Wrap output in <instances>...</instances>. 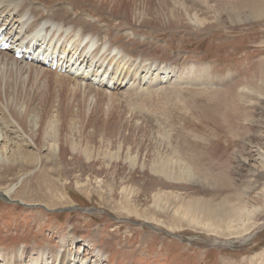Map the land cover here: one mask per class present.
<instances>
[{"label": "rangeland", "instance_id": "374dc122", "mask_svg": "<svg viewBox=\"0 0 264 264\" xmlns=\"http://www.w3.org/2000/svg\"><path fill=\"white\" fill-rule=\"evenodd\" d=\"M39 2L92 24L101 33L93 47L108 36L157 67L174 56L205 66L209 79L174 86V76L160 82L151 71L147 83L128 67L131 80L121 86L81 81L94 94L0 69V121L18 122L31 143L11 134V149L35 159L26 173L0 167V192L12 188L0 196V247L10 264H33L38 251L60 252L65 264H264V0ZM183 5L210 15L211 26L198 32L173 22L171 11ZM152 6L156 24L142 26L134 16ZM66 24L53 27L67 34ZM151 88L158 93L146 97ZM225 213L238 218V233L203 226L224 230Z\"/></svg>", "mask_w": 264, "mask_h": 264}, {"label": "bare ground", "instance_id": "6f19581e", "mask_svg": "<svg viewBox=\"0 0 264 264\" xmlns=\"http://www.w3.org/2000/svg\"><path fill=\"white\" fill-rule=\"evenodd\" d=\"M35 2H38L40 5H36L37 3L35 4ZM158 5H161L163 7L166 6L167 8L169 7L166 0H159L156 6L158 7ZM57 8H52L46 4H42L39 2V0H0V29H2L3 36L7 38L10 43V47L8 50H0V69L2 71L4 70L5 72L12 71V73H19L22 79L34 78L38 80L44 76H49L50 79H46L48 82H60L62 86L67 90L78 91L82 89L83 91L86 90L88 92H93L94 94L97 93L96 89L89 87L88 84L81 83V81H85L88 78L89 80H91L88 82L89 84L99 80V83H101L102 85L108 84V87H115L116 85L121 86V84L124 85L130 82V78H128V67H132V70H134L136 73L139 70L140 75H142V73L144 74L141 77L139 75V77L141 78L139 79L140 81L147 80V74H149L151 71H156V73L152 75H154L155 80H159L160 82H162L163 79L168 80L171 79L170 77L174 76V79L172 81L170 80L171 82L168 81L171 85L175 84L174 86L205 84V81L209 79V76L205 74V66L193 67L191 65H186L187 63H183V57L174 56L173 60H170V62H168L169 60H167L165 61V63H162L161 66L157 67V62L154 60H150V58L148 57H144L143 52H141L140 54V52L135 53L133 51H129L126 46L114 44L113 42H111L112 38L110 39V37L108 36L103 46L95 45L93 47L94 41H92V38L99 40L101 33L91 31V27L93 26L92 24V26L88 24L89 26L87 25V27H85L83 23L85 24L86 22H84L83 20L74 19L73 16H69V9L67 7L66 9L64 7ZM124 10L128 11V9ZM197 11L198 10H196L193 6L183 5L180 10L177 8L171 11V18L173 22L177 23L178 25L180 22L185 24V26L189 24V29L191 30L200 32L203 31V29H208L211 26V16L208 14H200ZM153 12L155 14H158L155 10V6H152V9L149 7L147 13L143 12L142 14L139 12L138 15H135L134 17H136V19L142 18V20L140 21V24L142 26H146L145 24L155 26L158 17H154ZM128 15L129 14H127L126 16ZM234 15L238 14L235 13ZM247 15L248 14H246V17ZM119 16L120 15H118V17ZM163 20L165 19L163 18ZM173 22L170 21V23ZM54 23H59L61 26L67 25L66 23L72 24L70 30L65 29L68 30V33L63 34L62 30L64 29H60L59 31V29L53 27ZM124 24L125 18L122 19V25ZM213 27H215V25H213ZM123 28L126 27L122 26V29ZM130 28L131 29L128 28V30H130L132 33L141 31L138 27L135 26ZM85 33H87L86 35L87 37H89V39L85 38ZM21 51V57H15L16 53ZM137 56H143L144 58L139 59ZM54 61L56 62V66L54 69H52L50 66L53 65ZM46 63H49V66H46ZM40 68L50 69L54 72H50L49 74L43 72L39 74L38 70ZM62 68L65 69L64 71L67 70L65 75L55 73L58 72V69L60 70ZM78 76L80 78H77ZM136 80L137 78L133 79V81ZM114 81L116 82L115 84ZM149 81L150 79H148L147 83H149ZM66 83H73L74 86H69ZM152 91L157 92L158 89H149V91L146 92V97H152ZM142 94V97H145V92H143ZM108 95H111V93H108ZM133 98L134 97L130 94L127 96V99L133 100ZM47 121L49 122V120ZM1 124L0 167L5 169L7 163H10V165L12 163H15L16 166L20 167L19 171L22 172L23 170L25 172V170L22 169L23 165L34 162V156L29 152L24 153L25 151L19 146L16 148V150L11 149V143H9L8 139L12 134L14 135V137L24 141L25 145H27L28 142L31 143V141L24 137V135L18 128V122L16 120L6 122L5 124L1 122ZM51 148H53L52 150H54L55 146ZM8 153L9 155H7ZM20 158L25 159L22 160ZM174 162L176 161L174 160ZM11 191L12 188L5 190V192L2 191L0 192V196H9ZM19 199L20 198H18L17 200ZM21 202L28 204V201L25 200H21ZM224 216V221L227 222L226 224L223 222L225 225H227L224 230L218 227V223H211L210 220L203 222V226L206 228V230L212 233H238V228L242 227V225L239 227H235L233 225V222L238 218L232 214L227 215L226 213ZM222 218V215L219 214L218 219L222 220ZM243 227L244 230H246L250 226H247L245 223H243ZM243 240L245 241V239ZM66 242L67 237L62 238V244ZM214 242L218 243V241ZM33 249H35V247H33ZM104 250L105 249L102 247L96 249L94 256L97 258L98 256L103 255ZM60 254V252H55L54 255H52L50 254V251H38L37 257H35V259L31 258V261H33V264H49V260L51 258V264H65ZM22 255L23 250H18L17 255L15 256L13 261L18 260V258L22 257ZM11 258L12 256L8 253H5L0 247V259L1 261H5L3 264H10ZM87 263L88 262H86V264Z\"/></svg>", "mask_w": 264, "mask_h": 264}]
</instances>
